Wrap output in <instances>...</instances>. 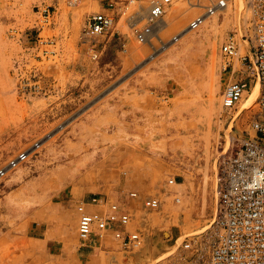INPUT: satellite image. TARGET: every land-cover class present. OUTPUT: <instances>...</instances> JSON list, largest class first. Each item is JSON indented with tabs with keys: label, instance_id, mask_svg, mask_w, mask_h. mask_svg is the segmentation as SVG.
I'll return each mask as SVG.
<instances>
[{
	"label": "rangeland",
	"instance_id": "rangeland-1",
	"mask_svg": "<svg viewBox=\"0 0 264 264\" xmlns=\"http://www.w3.org/2000/svg\"><path fill=\"white\" fill-rule=\"evenodd\" d=\"M128 1L116 3L112 28L92 50L83 25L105 1L0 0V167L27 153L0 177V264H84L75 204L92 196L128 207L131 227L143 230L140 249L117 250L121 263L153 264L207 226L220 161L252 118H264L248 95L252 72L238 56L223 69L219 51L248 16L245 0L189 33L196 10L185 2L148 25L131 18L137 2L123 12ZM232 79L249 92L225 108ZM146 196L159 207L143 208Z\"/></svg>",
	"mask_w": 264,
	"mask_h": 264
},
{
	"label": "built area",
	"instance_id": "built-area-1",
	"mask_svg": "<svg viewBox=\"0 0 264 264\" xmlns=\"http://www.w3.org/2000/svg\"><path fill=\"white\" fill-rule=\"evenodd\" d=\"M75 4L79 0H65ZM103 9L86 18L82 35L90 40V48L96 37L110 31L115 20V6L119 0H103ZM140 0H129V3ZM179 0H146L143 19L151 25L167 13ZM196 10L188 25L196 29L206 16L225 13L230 0H180ZM248 16L229 30L223 37L219 51L224 58L223 69L232 70L231 58L240 57L243 69L252 72L259 84L257 104L264 114V0H245ZM42 14L48 15L43 7ZM135 13V12H134ZM132 18V17H131ZM248 83L243 79L228 80L221 92V105L233 107L243 97ZM250 131L238 142L228 156L222 158L215 184V212L201 232L186 234L169 254L157 257L153 264H264V118H252ZM27 153L20 151L0 167V177L23 161ZM169 185L176 184L168 178ZM120 193L124 192L119 187ZM128 197H138L136 191H127ZM179 201L178 196H174ZM145 209H157L158 198L146 196L141 199ZM77 214L76 232L81 246L101 244L110 234L122 253L140 249L144 233L132 228V214L116 200L106 196H92L88 201L75 204Z\"/></svg>",
	"mask_w": 264,
	"mask_h": 264
},
{
	"label": "crops",
	"instance_id": "crops-1",
	"mask_svg": "<svg viewBox=\"0 0 264 264\" xmlns=\"http://www.w3.org/2000/svg\"><path fill=\"white\" fill-rule=\"evenodd\" d=\"M81 247H85L81 253L85 257L84 264H122L117 255V242L110 234H107L106 238L99 245L90 244ZM112 253L114 254L111 255Z\"/></svg>",
	"mask_w": 264,
	"mask_h": 264
},
{
	"label": "bare ground",
	"instance_id": "bare-ground-1",
	"mask_svg": "<svg viewBox=\"0 0 264 264\" xmlns=\"http://www.w3.org/2000/svg\"><path fill=\"white\" fill-rule=\"evenodd\" d=\"M85 1H86V0H85ZM170 9H173V6L170 7L168 10H170ZM144 11H145L144 8H142V6L138 4L137 7H136V10H135V14H136V15H134V16H136V18L132 16V18H133L132 20L135 21V20L141 18V17L144 15ZM167 12H168V11H167ZM170 12H171V11H170ZM174 12L177 13V10L174 11ZM174 12L172 11V14H170L169 17L175 15ZM182 13H183V12H182ZM164 16H165V15H164ZM164 16H163V17H164ZM216 16H217L216 14H212V15L206 16L205 19L201 22V24H202V23H206L209 19H211V18H213V17L216 18ZM163 17H162V19H163ZM134 18H135V19H134ZM217 19H218V18H216L215 21H217ZM160 20H161V19H160ZM158 21H159V20H158ZM158 21H157V22H158ZM164 21H165V20H164ZM154 24H155V23H154ZM160 26H162V24H160ZM187 26H188V29H186L185 32H186V33H189V32H191L193 29L190 28L189 25H187ZM158 28H159V27H158ZM158 28H157V29H158ZM155 30H156V29H153V30H151V32L154 33ZM157 36H158V35H157ZM258 90H259V84H258V82L256 81L255 84H254V86L252 87L250 93H248V95H249V96H251V95H255V97H256V96L258 95ZM253 91H254V92H253ZM246 92H249V91L246 90L244 93H246ZM252 93H253V94H252ZM240 111H241V109H239V110L237 111V114L240 113ZM206 227H207V226H205L203 229H205Z\"/></svg>",
	"mask_w": 264,
	"mask_h": 264
}]
</instances>
